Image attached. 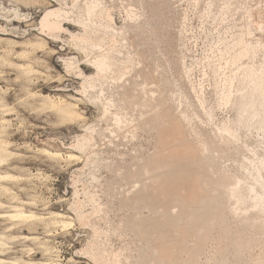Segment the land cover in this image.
I'll return each mask as SVG.
<instances>
[{"label": "rangeland", "instance_id": "obj_1", "mask_svg": "<svg viewBox=\"0 0 264 264\" xmlns=\"http://www.w3.org/2000/svg\"><path fill=\"white\" fill-rule=\"evenodd\" d=\"M90 1L0 0V144L9 150L1 154L0 174L15 178L0 181L11 191L0 192V202L6 207L13 195L23 198L20 183L28 186L26 197L44 219L35 227L39 243L51 249L56 264H264V215L231 211L227 190L235 180L245 191L256 184V163L264 161V129L254 117L260 106L254 81L264 76V0H97L100 8L88 15ZM58 9L68 13L66 31L49 35L41 20ZM101 56L110 65L102 74L95 63ZM47 96L58 107L69 103L75 114L57 112ZM249 99L255 109H248ZM263 171L257 177L262 182ZM51 213H62L67 229L54 224ZM38 258L44 259L41 252Z\"/></svg>", "mask_w": 264, "mask_h": 264}, {"label": "bare ground", "instance_id": "obj_2", "mask_svg": "<svg viewBox=\"0 0 264 264\" xmlns=\"http://www.w3.org/2000/svg\"><path fill=\"white\" fill-rule=\"evenodd\" d=\"M217 1V0H216ZM243 1H245V0H243ZM228 2V1H227ZM226 2V3H227ZM231 2H232V0H231ZM252 2V1H251ZM225 3V2H224ZM245 3V2H244ZM248 3V2H247ZM231 4V3H230ZM251 4V3H250ZM261 4V3H260ZM263 4V3H262ZM232 5V4H231ZM246 5V4H245ZM244 5V6H245ZM100 6V4L98 3V1L97 0H91L90 1V3L87 5V7H86V9H87V11L86 12H88L87 14L88 15H91L92 13L94 14V12H96L97 11V9L98 8H100L99 7ZM228 6V5H227ZM250 6V5H249ZM257 6H258V4H257ZM260 6V5H259ZM250 7H252V6H250ZM81 8V7H80ZM84 8H85V6H84ZM249 8V7H248ZM254 8V7H253ZM262 8V7H261ZM82 9V8H81ZM102 9V8H101ZM227 9H229V6H228V8ZM226 9V10H227ZM100 10V9H99ZM248 10V9H247ZM251 10V9H250ZM254 10H256V9H254ZM103 11V10H102ZM230 11V10H229ZM249 11V10H248ZM100 12V11H99ZM83 13H85V12H83ZM248 13V12H247ZM252 13V12H251ZM82 14V13H81ZM100 14V13H99ZM102 14V13H101ZM105 14V13H104ZM251 15V14H250ZM82 16H84V14L82 15ZM108 16V15H107ZM97 17V16H96ZM104 17H106V16H104ZM108 17H110V16H108ZM107 17V18H108ZM68 18V13L67 12H63L61 9H58V10H49V11H47L46 13H45V15H44V17H43V19L41 20V27H42V30L43 31H46V32H48L49 33V35H53V34H57V33H62L63 31H66L65 29H64V21L66 20ZM81 18V17H80ZM99 18V17H98ZM109 19V18H108ZM100 20V19H99ZM112 20V19H111ZM110 20V21H111ZM261 22H262V20H261ZM108 23V22H107ZM111 23V22H110ZM82 24V23H81ZM85 24V23H84ZM104 24V23H103ZM246 24V23H245ZM87 25V24H86ZM110 25V24H109ZM244 25V24H243ZM261 25V24H260ZM85 26V25H84ZM246 26V25H245ZM244 26V27H245ZM86 27V26H85ZM106 28V27H105ZM263 28V27H262ZM98 29H102V28H98ZM108 29H109V27H108ZM107 29V30H108ZM110 29H111V26H110ZM109 29V30H110ZM247 29V28H246ZM88 30V29H87ZM103 30V29H102ZM101 30V31H102ZM113 30V29H112ZM242 30V29H241ZM244 30V29H243ZM2 31V30H1ZM258 31V30H257ZM113 32V31H112ZM261 32V31H260ZM103 33V32H102ZM107 33H108V31H107ZM245 33H246V31H245ZM244 33V34H245ZM56 34L55 35H53V36H56ZM85 34V33H84ZM4 35H6V34H4ZM104 35V34H103ZM52 36V37H53ZM60 36V35H59ZM84 36V35H83ZM113 36V35H112ZM240 36H241V34H240ZM74 37V36H73ZM107 37V36H106ZM243 37V36H242ZM241 38V37H240ZM77 39V38H76ZM261 39V38H260ZM78 40H80V39H78ZM83 40V39H82ZM241 40H242V38H241ZM86 41H87V39H86ZM89 41V40H88ZM238 41H240V40H238ZM244 41V40H243ZM256 41H258V40H256ZM256 41H253V42H256ZM82 42V41H81ZM85 42V41H84ZM241 42V41H240ZM258 42H260V41H258ZM261 42H262V40H261ZM90 43H92V42H90ZM243 43V42H242ZM249 42H247V44H248ZM257 43V42H256ZM72 44V43H71ZM73 44H74V42H73ZM78 44V43H77ZM82 44V43H81ZM85 44V43H84ZM238 44V43H237ZM241 44V43H240ZM247 44H245V45H247ZM250 44V43H249ZM258 44H260V43H258ZM239 45V44H238ZM255 45V44H254ZM75 46V45H74ZM80 46V45H79ZM87 46V45H86ZM96 46H97V44H96ZM258 46V45H257ZM261 46V45H260ZM259 46V47H260ZM264 46V45H263ZM262 46V47H263ZM81 47V46H80ZM83 47H85V46H83ZM232 47V46H231ZM236 47H237V45H236ZM235 46H234V48H236ZM253 47V46H252ZM77 48V47H76ZM238 48H240V47H238ZM247 48V47H246ZM251 47L249 46V48L248 49H250ZM257 48V47H256ZM85 49V48H84ZM237 49V48H236ZM246 50L245 52H247V51H249V50ZM233 50V49H232ZM244 50H245V48H244ZM243 50V51H244ZM251 50V49H250ZM79 51V50H78ZM90 51V50H89ZM91 51H94V50H91ZM240 51V50H239ZM251 52V51H250ZM254 52V51H253ZM10 53V52H9ZM93 53H95V52H93ZM110 53V52H109ZM113 53V52H112ZM230 53V52H229ZM233 53V52H232ZM236 54V53H235ZM240 54V53H239ZM250 54V53H249ZM252 54V53H251ZM250 54V55H251ZM23 55V54H22ZM89 55H90V53H89ZM94 55V54H93ZM96 55V54H95ZM97 55H99V54H97ZM96 55V56H97ZM103 55V54H102ZM111 55V54H110ZM109 55V56H110ZM242 55H244V54H242ZM252 55H254V54H252ZM255 55H257V54H255ZM108 56V55H107ZM105 57V58H104ZM113 57V56H112ZM237 57V56H236ZM239 57V56H238ZM96 58V57H95ZM110 58V57H109ZM244 58V57H243ZM245 58H247V57H245ZM249 58V57H248ZM251 58V57H250ZM234 59V58H233ZM241 59V58H240ZM239 59V60H240ZM262 59H264V58H262ZM72 60V59H71ZM75 60V59H74ZM108 59H107V57L106 56H103V58H102V56H101V58H99V59H97V60H95V63H96V65H97V70L99 71V73H101L102 74V72L104 71V70H106V68H108V69H110L109 67H110V65H109V63H108V61H107ZM114 60V59H113ZM232 60V59H231ZM236 60V59H235ZM67 62H69L70 60H66ZM111 61V60H110ZM64 62H65V60H64ZM116 62V61H115ZM228 62V61H227ZM240 62V61H239ZM238 63V62H237ZM240 64V63H239ZM253 64V63H252ZM242 65V64H241ZM249 65V64H248ZM259 65V64H258ZM71 66V65H70ZM72 66H74V65H72ZM263 66V65H262ZM95 67V66H94ZM126 67V66H125ZM246 67V66H245ZM249 67V66H248ZM252 67V66H251ZM250 67V68H251ZM255 67H257V66H255ZM70 68V67H69ZM74 68V67H73ZM112 68V67H111ZM241 68H242V66H241ZM240 68V69H241ZM243 68H244V66H243ZM250 68H248L249 69V71H250ZM253 68V67H252ZM264 68V67H263ZM246 69V68H245ZM256 69H258V68H256ZM123 70H125V69H123ZM127 70V69H126ZM243 70V69H242ZM254 70V69H253ZM261 70V69H260ZM244 71H246V70H244ZM248 71V70H247ZM258 71H259V69H258ZM250 72H252V70L250 71ZM255 72V71H254ZM260 72V71H259ZM258 72V73H259ZM263 72H264V70H263ZM263 72H262V74H263ZM245 73V72H244ZM257 72H255V74H256ZM78 74V73H77ZM100 74V75H101ZM250 74V73H249ZM253 74V73H252ZM261 74V75H262ZM116 75V74H115ZM122 75V74H121ZM247 75V74H246ZM264 75V74H263ZM149 77H150V75H148ZM251 76V75H250ZM257 76L259 77V75L257 74ZM84 77V76H83ZM246 77V76H245ZM262 77H264V76H262ZM260 78V81H264V80H261V79H263V78ZM87 78V77H86ZM116 78V77H115ZM114 78V79H115ZM247 78V77H246ZM250 78V77H249ZM88 79H90V77H88ZM149 79V78H148ZM244 79V78H243ZM253 79V78H252ZM251 79V80H252ZM255 79H257L256 77H255ZM259 79V78H258ZM86 81V80H85ZM150 81V80H149ZM148 81V82H149ZM253 81L254 80H252V83H253ZM257 82H255L254 81V85H256V83H258V85H256L257 86V88H254L255 90H254V92L256 91V89L260 92H258V91H256V93L254 94V95H256L257 94V92H258V95L260 96L259 98H260V101L259 100H257L259 103H260V106H258L259 108H261V110H259V108H258V110L257 111H253L254 112V117H255V119L256 118H258L259 119V121L258 122H260L261 124H258V126L260 125V127H262V129L261 130H263L264 129V83L263 82H261V83H259L260 81L259 80H256ZM146 83V82H145ZM144 83V85L146 86V84ZM150 83V82H149ZM241 83H242V81H241ZM149 85V84H148ZM152 85H153V83H152ZM152 85H150V86H152ZM247 85V84H246ZM231 86V85H230ZM252 86V85H251ZM255 86V87H256ZM245 87V86H244ZM252 87H254V86H252ZM144 88V87H143ZM243 88V87H242ZM249 88V87H248ZM135 89V88H134ZM140 89V88H139ZM240 89V88H239ZM246 89V88H245ZM131 90V89H130ZM153 90H154V88H153ZM227 90V89H226ZM226 90H225V92H226ZM248 90V89H247ZM134 91V90H133ZM141 91V90H140ZM150 91H152V90H150ZM249 91H250V89H249ZM130 92V91H129ZM132 92V91H131ZM154 92V91H153ZM156 92V91H155ZM230 92V90L228 89V93ZM238 92V91H237ZM240 92V91H239ZM253 92V93H254ZM82 93V92H81ZM147 93V92H146ZM149 93V92H148ZM231 93V92H230ZM243 93V92H242ZM245 94H246V92H244ZM243 93V94H244ZM248 93V92H247ZM252 93V92H251ZM83 94V93H82ZM126 94V93H125ZM138 94V93H137ZM137 94H135V95H137ZM140 94V93H139ZM138 94V95H139ZM160 94V93H159ZM232 94V93H231ZM241 94V93H240ZM250 94V93H249ZM84 95V94H83ZM127 95H129V94H127ZM131 95H133L132 93H131ZM138 95H137V97H138ZM149 95V94H148ZM226 95V94H225ZM225 95H224V97H225ZM130 96V95H129ZM129 96H128V98H129ZM140 96V95H139ZM152 96H153V94H152ZM162 96V95H161ZM248 96V95H247ZM246 96V97H247ZM249 96H253V95H249ZM132 97V96H131ZM154 97V96H153ZM167 97V96H166ZM240 97V96H239ZM245 97V96H244ZM254 97V96H253ZM253 97L251 98V99H253ZM257 97V96H256ZM135 98V97H134ZM141 98V97H140ZM146 98V97H145ZM157 98V97H156ZM161 98V97H160ZM160 98L158 99L159 101H160ZM229 98H231L230 96H228V99ZM242 98V97H241ZM248 98V97H247ZM130 99V98H129ZM133 99V98H132ZM151 99V98H150ZM242 99H244V98H242ZM246 99V98H245ZM251 99H249V101H247L248 103H251L254 99H256L255 97H254V99L252 100V101H250ZM258 99V98H257ZM142 100V99H141ZM140 100V101H141ZM158 100H156L155 99V101H157L158 102ZM226 100H227V98H226ZM225 100V101H226ZM44 101H46L47 103H50V107L51 108H56V110H57V112H59V113H61V114H64L65 116H70V117H72L74 114H75V111L72 109V106L71 105H69V103L68 104H66V105H61L60 107H58L53 101H51V98H49L48 96L47 97H45L44 98ZM74 101V100H73ZM139 101V100H138ZM153 101V100H152ZM162 101V100H161ZM256 101V100H255ZM60 102H61V100H60ZM112 102V101H111ZM130 102V101H129ZM128 102V103H129ZM133 102V101H132ZM142 102V101H141ZM156 102V103H157ZM228 102V101H227ZM242 102V104H243V100L241 101ZM254 102V101H253ZM136 103V102H135ZM137 103H139V102H137ZM147 103V102H146ZM259 103H256V105L257 104H259ZM109 104V103H108ZM142 104H144V103H142ZM150 104H152V103H150ZM158 104V103H157ZM237 104V103H236ZM239 104V103H238ZM104 105V104H103ZM106 105V104H105ZM110 105V104H109ZM133 105V104H132ZM141 105V104H140ZM145 105V104H144ZM165 105V104H164ZM163 105V106H164ZM167 105H169V104H167ZM246 105V104H245ZM244 105V106H245ZM143 106V105H142ZM155 106V105H154ZM162 106V107H163ZM166 106V105H165ZM174 106V105H173ZM237 107H238V105H236ZM241 106V105H240ZM247 106H249V105H247ZM246 106V110L248 111V109H252V106H253V109H255L254 108V104L253 103H251L250 104V106H249V108ZM109 107V106H108ZM135 107V106H134ZM139 107V106H138ZM147 107V106H146ZM152 107V106H151ZM169 107V106H168ZM236 107V108H237ZM243 107V106H242ZM1 108H2V106L0 105V110H1ZM143 108V107H142ZM245 108V107H244ZM248 108V109H247ZM257 108V107H256ZM105 109V108H104ZM103 109V110H104ZM106 110V109H105ZM153 109H151V111H152ZM154 110H155V107H154ZM171 110V109H170ZM238 110V109H237ZM245 110V111H246ZM175 111V110H174ZM105 112V111H104ZM107 112V111H106ZM148 112V111H147ZM169 112V111H168ZM240 112V111H239ZM248 112H250V111H248ZM253 112H251V114H253ZM143 113V112H142ZM145 113H146V111H145ZM154 113V112H153ZM158 113V112H157ZM171 113V112H170ZM242 113V112H241ZM241 113H239V114H241ZM247 113V112H246ZM108 114V113H107ZM144 114V113H143ZM168 114V113H167ZM167 114H166V116H167ZM175 114V113H174ZM248 114V113H247ZM154 115V114H153ZM178 115H180V114H178ZM243 115H246V114H243ZM115 116V115H114ZM151 116V115H150ZM149 116V117H150ZM158 116V115H157ZM163 116V115H162ZM161 116V117H162ZM175 116V115H174ZM240 116V115H239ZM249 116V115H248ZM148 117V116H147ZM148 117V118H149ZM153 117V116H152ZM160 117V116H159ZM165 117V116H164ZM173 116H171V118H172ZM182 117V116H181ZM251 117H252V115H251ZM184 118V117H183ZM238 118V117H237ZM241 118V117H240ZM246 118H247V116H246ZM151 119V118H150ZM167 119V118H166ZM179 119H180V117H179ZM244 119V118H243ZM115 120H116V118H115ZM118 120V119H117ZM122 120V119H121ZM165 120V119H164ZM253 120V119H252ZM169 121V120H168ZM168 121H167V123H168ZM237 121V120H236ZM241 121V120H240ZM248 121V120H247ZM247 121H245V122H247ZM257 121V120H256ZM118 122V121H117ZM164 122V121H163ZM163 122H162V124H163ZM173 122V121H172ZM180 122V121H179ZM185 122V121H184ZM249 122H250V120H249ZM158 123V122H157ZM181 123V122H180ZM186 123V122H185ZM236 123H238V122H236ZM244 123V122H243ZM257 123V122H256ZM118 124V123H117ZM187 124V123H186ZM239 124V123H238ZM244 124H246V123H244ZM249 124V123H248ZM251 124V123H250ZM249 124V125H250ZM166 125H169V124H166ZM156 126V125H155ZM254 126V125H253ZM252 126V127H253ZM257 126V125H256ZM146 127V126H145ZM162 127V126H161ZM164 127V126H163ZM167 127V126H166ZM260 127H258V128H260ZM156 128V127H155ZM184 128H185V126H184ZM186 128H188V127H186ZM223 128V127H222ZM229 128V127H228ZM255 128V127H254ZM151 129H152V127H151ZM179 129V128H178ZM177 129V130H178ZM231 129H229V131H230ZM167 131V130H166ZM188 131V130H187ZM221 131V130H220ZM223 131V130H222ZM232 131V130H231ZM178 132V131H177ZM224 132V131H223ZM226 132H228L227 131V129H226V131H225V133ZM233 132V131H232ZM235 132V131H234ZM264 132V131H263ZM158 133V132H157ZM218 133H220L221 134V132H218ZM237 133V132H236ZM188 134V133H187ZM227 134V133H226ZM225 134V135H226ZM232 134V133H231ZM231 134H229V132H228V136L230 137V135ZM178 135H180V134H178ZM182 135V134H181ZM223 135H224V133H223ZM176 136V135H175ZM216 136V135H215ZM218 136V135H217ZM232 136H234V138L236 137V135H235V133H234V135H232ZM85 137V136H84ZM164 137V136H163ZM183 137H184V135H183ZM227 137V136H226ZM215 138V137H214ZM214 138H212V139H214ZM221 138V137H220ZM219 138V139H220ZM84 139V138H83ZM172 139V138H171ZM222 139V138H221ZM228 139V138H227ZM226 139V140H227ZM231 139V138H230ZM237 139V138H236ZM162 140V139H161ZM177 140V139H176ZM176 140H174V143L176 142ZM191 140V139H190ZM211 140V139H210ZM217 140V139H216ZM224 140V139H223ZM78 141V140H77ZM92 141V140H91ZM208 141V140H207ZM233 141H234V139H233ZM236 141V140H235ZM239 141V140H238ZM80 143H82L81 141H79ZM226 142V141H225ZM240 142V141H239ZM186 143V142H185ZM192 143H193V141H192ZM202 143V142H201ZM206 143V142H205ZM209 143V142H208ZM207 143V144H208ZM230 143V142H229ZM232 143V142H231ZM238 143V142H237ZM82 144H85L84 142L82 143ZM171 144V143H170ZM195 144V143H194ZM213 144V143H212ZM222 144V143H221ZM220 144V145H221ZM228 144V143H227ZM239 144V143H238ZM78 145H79V143H78ZM89 145V144H88ZM197 145V144H196ZM230 145V144H229ZM228 145V146H229ZM232 145V144H231ZM240 145V144H239ZM82 146V145H81ZM86 146V145H85ZM194 146V145H193ZM215 146V145H214ZM213 146V147H214ZM224 146V145H223ZM76 147H77V145H76ZM198 147V146H197ZM196 147V148H197ZM201 147H202V145H201ZM232 147V146H231ZM243 147V146H242ZM78 148V147H77ZM83 148V147H82ZM166 148V147H165ZM205 148V147H204ZM207 148V147H206ZM217 148V147H216ZM236 148V147H235ZM235 148H234V150H235ZM83 149H85V147L83 148ZM162 149V148H161ZM208 149H210V148H208ZM212 149V148H211ZM210 149V150H211ZM230 149V148H229ZM244 149V148H243ZM242 149V150H243ZM7 146L6 145H1L0 144V164H2V162L5 160V158L1 155L2 153H6L7 152ZM176 150V149H175ZM182 150V149H181ZM188 150V149H187ZM198 150V149H197ZM206 150V149H205ZM219 150H221V149H219ZM225 150V149H224ZM233 150V149H232ZM9 151V150H8ZM84 151V150H83ZM184 151V150H183ZM207 151V150H206ZM206 151H205V154H206ZM212 151V150H211ZM238 151H239V149H238ZM249 151V150H248ZM251 151H252V149H251ZM254 151V150H253ZM82 152V151H81ZM158 152V151H157ZM170 152V151H169ZM172 152V151H171ZM178 152V151H177ZM181 152V151H180ZM193 152V151H192ZM218 152V151H217ZM227 152V151H226ZM229 152H230V150H229ZM232 152V151H231ZM230 152V153H231ZM234 152V151H233ZM45 153H49V151L48 152H46L45 151ZM247 153V152H246ZM172 154V153H171ZM189 154V153H188ZM210 154H212V153H210ZM237 154V153H236ZM235 154V155H236ZM245 154V153H244ZM253 154V153H252ZM8 155V154H7ZM52 155V154H51ZM50 155V156H51ZM58 154H53L52 156H57ZM153 155V154H152ZM157 155V154H156ZM176 155V154H175ZM200 155H201V153H200ZM208 155V154H207ZM214 155V154H213ZM223 155V154H222ZM229 155V154H228ZM234 154L232 155V156H230V157H234L235 156ZM239 155V154H238ZM254 155V154H253ZM138 156H140V155H138ZM159 156V155H158ZM199 156V155H198ZM210 156V155H209ZM215 157H216V155H214ZM243 156V155H242ZM7 157V156H6ZM12 157V156H11ZM60 157V156H59ZM70 157V156H69ZM69 157H68V159H69ZM73 158H76L75 156H72ZM72 157H71V159H72ZM178 157V156H177ZM192 157V156H191ZM223 157V156H222ZM228 157V156H227ZM239 157H241V156H239ZM246 157V156H245ZM248 157V156H247ZM253 157V156H252ZM150 158H152V157H149V159ZM198 158V157H197ZM203 158V157H202ZM229 158V157H228ZM244 158V157H243ZM242 158V159H243ZM262 157H260V159L258 160V161H260V160H262L261 159ZM9 159V158H8ZM142 159V158H141ZM144 159V158H143ZM154 159V158H153ZM152 159V160H153ZM164 159V158H163ZM207 159V158H206ZM213 159V158H212ZM218 159V158H217ZM221 159H223V158H221ZM225 159V158H224ZM233 159V158H232ZM250 159V158H249ZM252 159V158H251ZM253 159H255V158H253ZM252 159V160H253ZM264 159V158H263ZM76 160H77V158H76ZM139 160V159H138ZM193 160V159H192ZM198 160V159H197ZM210 160V159H209ZM257 160V159H256ZM255 160V163L257 162ZM183 161V160H182ZM202 161V160H201ZM211 161V160H210ZM217 161V160H216ZM245 161V160H244ZM150 162V161H149ZM152 162V161H151ZM154 162V161H153ZM212 162H213V160H212ZM219 162V161H218ZM264 162V161H263ZM263 162H259V163H256V165L258 164V166H259V169L257 168H255L256 170H255V172H257V174L258 175H256L257 177L260 175V174H262V173H260V171H261V169L263 170V168H264V163ZM6 163V162H5ZM187 163V162H186ZM222 163V162H221ZM242 163V162H241ZM240 163V164H241ZM251 163H254V162H251ZM143 164V163H142ZM165 164V163H164ZM200 164V163H199ZM203 164V163H202ZM202 164H200V165H202ZM211 164V163H210ZM216 164V163H215ZM250 164V163H249ZM260 164V165H259ZM171 165V164H170ZM204 165V164H203ZM244 165V164H243ZM246 165V164H245ZM244 165V166H245ZM252 165V164H251ZM255 165V164H254ZM146 166H147V168H148V165L146 164ZM154 166V165H153ZM164 166H166V165H164ZM173 166V165H172ZM206 166H208V165H206ZM205 166V167H206ZM211 166H212V164H211ZM221 166V165H220ZM257 166V167H258ZM12 167V166H11ZM133 167V166H132ZM167 167V166H166ZM169 167V166H168ZM179 167H180V165H179ZM201 167V166H200ZM215 167V166H214ZM217 167H219V166H217ZM262 167V168H261ZM19 168V167H18ZM135 168H136V166H135ZM196 168H197V166H196ZM196 168H195V170H196ZM208 167H206V169H207ZM210 168V167H209ZM253 168H254V166H253ZM10 169V168H9ZM146 169V168H145ZM149 169V168H148ZM164 169V168H163ZM132 170V169H131ZM142 170V169H141ZM156 170V169H155ZM192 170H193V167H192ZM191 170V171H192ZM247 170V169H246ZM162 171V170H161ZM209 171V170H208ZM211 171H212V169H211ZM210 171V172H211ZM117 172V171H116ZM120 172V171H119ZM123 172V171H122ZM121 172V173H122ZM133 172V171H132ZM141 172V171H140ZM165 172V171H164ZM195 172V171H194ZM204 172V171H203ZM215 172V171H214ZM219 172V171H218ZM224 172V171H223ZM251 172V171H250ZM264 172V171H263ZM124 173V172H123ZM138 173V172H137ZM143 173V172H142ZM154 173V172H153ZM183 173H185V172H183ZM206 173H207V171H206ZM205 173V174H206ZM209 173V172H208ZM228 173V172H227ZM226 173V174H227ZM254 173V172H253ZM253 173H250L251 174V176H253L252 174ZM128 174V173H127ZM126 174V175H127ZM135 174V173H134ZM191 174V173H190ZM214 174V173H213ZM224 174V173H223ZM248 174V173H247ZM132 175V174H131ZM144 175V174H143ZM155 175V174H154ZM162 175H165V174H162ZM208 175H210V174H208ZM235 175V174H234ZM233 175V176H234ZM243 175H245V174H243ZM249 175V174H248ZM124 176V175H123ZM135 176V175H134ZM133 176V177H134ZM250 176V175H249ZM132 177V178H133ZM152 177H153V175H152ZM197 177V176H196ZM212 177V176H211ZM210 177V178H211ZM222 177V176H221ZM230 177V176H229ZM238 177V176H237ZM256 177V184H254V185H250V187L249 186H247V187H249L246 191H245V189L243 190L242 189V187H241V182H236V180H235V182L234 183H232L233 182V180L231 179V186L229 187V188H227V190H228V192H229V197H230V199L231 200H233L234 202V205H233V209L234 210H231V211H234V213H237V215H239V214H247V213H250L251 211L253 212V211H256V212H259L260 214H262V215H264V181L262 182V181H259V177L257 178ZM12 178L13 179H15L14 178V176H12V175H9V174H7V175H2V174H0V181H2V180H5V179H7V180H12ZM20 178V177H19ZM130 178V177H129ZM136 178H138L137 176H136ZM155 178H157V177H155ZM167 178H168V176H167ZM198 178V177H197ZM209 178V180L211 181V179ZM249 178V177H248ZM251 178V177H250ZM255 178V177H254ZM22 179V178H21ZM26 179V178H25ZM149 179V178H148ZM153 179V178H152ZM185 179V178H184ZM194 179V178H193ZM208 179V178H207ZM227 179V178H226ZM260 179H261V177H260ZM6 180V181H7ZM17 180V179H16ZM16 180H13V182L14 181H16ZM20 180V179H19ZM24 180V179H23ZM23 180H20V182L21 181H23ZM128 180H130V179H128ZM137 180V179H136ZM144 179L142 178V181H143ZM157 180V179H156ZM204 181H206L205 179H203ZM213 180H215V179H213ZM217 180H220V178L219 179H217ZM230 180V179H229ZM238 180V179H237ZM249 180V179H248ZM248 180H245V178H244V181L246 182V181H248ZM255 180V179H254ZM254 180H253V183H255L254 182ZM264 180V179H263ZM126 181V180H125ZM135 181V180H134ZM138 181V180H137ZM221 181H223V180H221ZM225 181V180H224ZM240 181H243V180H241L240 179ZM252 181V180H251ZM251 181H249V183L251 182ZM127 182H129V181H127ZM136 182V181H135ZM152 182V181H151ZM185 182V181H184ZM197 182V181H196ZM199 183H200V181H198ZM215 182V181H214ZM219 182V181H218ZM217 182V183H218ZM244 182V183H245ZM23 183V182H22ZM22 183H20V190L22 191V192H24V197L23 198H17V196H15V195H13L12 196V202H10L9 203V205L8 206H4L1 202H0V207H5L6 208V210L5 211H3V212H1L0 213V219L1 220H3V221H0V264H56L55 263V260L52 258V251H51V249L46 245V244H44V243H39V237L37 236V233H36V231H35V227L37 226V225H39V221H43L42 219H39V216L37 215V213H35L34 211H33V206H34V202H33V200H31V199H29V198H27L26 196H28V195H30L28 192H29V188H28V186L25 184V186H24V184H22ZM137 183V182H136ZM142 183V182H141ZM147 183V182H146ZM166 183H168V182H166ZM192 183H193V181H192ZM203 183V182H202ZM207 183V182H206ZM228 183V182H227ZM28 184V183H27ZM144 184V183H143ZM149 184V183H148ZM212 184V183H211ZM221 184V183H220ZM224 184H226V183H224ZM142 185V184H141ZM141 185H139V186H141ZM169 185V184H168ZM193 185V184H192ZM195 185H196V183H195ZM202 185V184H201ZM208 185V184H207ZM246 185H248V184H246ZM204 186V185H203ZM209 186H211V185H209ZM157 187V186H156ZM159 187V186H158ZM168 187V186H167ZM201 187V186H200ZM212 187V186H211ZM211 187H209V189L211 188ZM226 187V186H225ZM246 187V188H247ZM148 188V187H147ZM162 188V187H161ZM171 188V187H170ZM215 188V187H214ZM244 188H245V185H244ZM194 189V188H193ZM203 189H204V187H203ZM217 189V188H216ZM219 189V188H218ZM218 189H217V191H218ZM148 190V189H147ZM162 190V189H161ZM174 190V189H173ZM213 190V189H212ZM10 190L8 189V188H6V187H0V192L2 193H7V192H9ZM151 191V190H150ZM154 191V190H153ZM159 191V190H158ZM178 191V190H177ZM181 191V190H180ZM182 191H185V190H183L182 189ZM193 191V190H192ZM225 191V190H224ZM11 192V191H10ZM126 192L128 193V191L126 190ZM133 192V191H132ZM139 192V191H138ZM162 192V191H161ZM173 192V191H172ZM211 192H213V191H211ZM219 192V191H218ZM228 192H225V193H227L228 194ZM126 193V194H127ZM145 193V192H144ZM143 193V194H144ZM175 193V192H174ZM200 193V192H199ZM130 194V193H129ZM133 194H135V191H134V193ZM163 194V193H162ZM168 194V193H167ZM132 195V194H131ZM150 195H152V194H150ZM149 195V196H150ZM169 195V194H168ZM211 195V194H210ZM217 195H219V194H217ZM226 195V194H225ZM127 196V195H126ZM145 196V195H144ZM155 196V195H154ZM166 196V195H165ZM216 196V195H215ZM222 196V195H221ZM128 197V196H127ZM205 197V196H204ZM211 197V196H210ZM226 197V196H225ZM132 198V197H131ZM141 198V197H140ZM145 198V197H144ZM146 198H147V195H146ZM150 198V197H149ZM152 198V197H151ZM150 198V200H152ZM159 198V197H158ZM162 198V197H161ZM164 198V197H163ZM168 198V197H167ZM189 198V197H188ZM220 198V197H219ZM174 199V198H173ZM179 199V198H178ZM206 199V198H205ZM208 199H209V196H208ZM212 199V198H211ZM138 200V199H137ZM149 200V201H150ZM164 200V199H163ZM187 200V199H186ZM213 200V199H212ZM222 200V199H221ZM228 200V199H227ZM130 201H132V200H130ZM139 202H140V200H138ZM148 201V200H147ZM169 201V200H168ZM196 201V200H195ZM206 201V200H205ZM215 201V200H214ZM137 202V201H136ZM143 202V201H142ZM163 202V201H162ZM173 202H175V201H173ZM191 202H192V200H191ZM200 202H201V200H200ZM209 202V201H208ZM221 202V201H220ZM223 202V201H222ZM226 202V201H225ZM126 203V202H125ZM130 203V202H129ZM128 203V204H129ZM153 203H155V202H153ZM170 203V202H169ZM227 203V202H226ZM231 203V202H230ZM249 203V205H248V207L246 206L247 204ZM146 204V203H145ZM174 204V203H173ZM205 204V203H204ZM207 204V203H206ZM205 204V205H206ZM222 204V203H221ZM225 204V203H224ZM126 205V204H125ZM130 205V204H129ZM128 205V206H129ZM132 206H133V204H131ZM137 205V204H136ZM140 205H141V203H140ZM140 205H138L139 207H143V205L142 206H140ZM149 205H150V207H151V204L149 203ZM202 205V204H201ZM148 206V205H147ZM153 206V205H152ZM159 206H161V204L159 205ZM165 206V205H164ZM215 206V205H214ZM230 206H232V204L230 205ZM229 206V207H230ZM78 207V206H77ZM80 207V206H79ZM137 207V206H136ZM146 207V206H145ZM168 207V206H167ZM219 207V206H218ZM221 207H223V205L221 206ZM74 208V207H73ZM155 208V207H154ZM156 208H157V205H156ZM156 208H155V210H156ZM160 208V207H159ZM178 208V207H177ZM189 208V207H188ZM75 209H76V207H75ZM79 209V208H78ZM78 209H76V210H78ZM138 209V208H137ZM140 209V208H139ZM148 209H150V208H148ZM164 209V208H163ZM171 209V208H170ZM176 209V208H175ZM220 209V208H219ZM230 209V208H229ZM74 210V209H73ZM142 210V209H141ZM169 210V209H168ZM180 210V209H179ZM183 210V209H182ZM209 210V209H208ZM177 211V210H176ZM185 211H187V210H185ZM206 211V210H205ZM227 211H230V210H227ZM154 212V211H153ZM163 212H164V210H163ZM166 212V211H165ZM173 212H175V210L173 211ZM172 212V213H173ZM183 212V211H182ZM196 212V211H195ZM194 212V213H195ZM221 211H219V213H220ZM251 212V213H252ZM168 213L171 215V213L168 211ZM180 213V212H179ZM250 213V214H251ZM77 214V213H76ZM154 214V213H153ZM156 214V213H155ZM161 214V213H160ZM165 214V213H164ZM178 214V213H177ZM181 214V213H180ZM184 214V213H183ZM215 214V213H214ZM232 214V213H231ZM79 215H80V213H79ZM159 215V214H158ZM187 215V214H186ZM185 215V216H186ZM253 215V214H252ZM153 216H155V215H153ZM160 216V215H159ZM162 216V215H161ZM173 216H174V213H173ZM180 216V215H179ZM213 216V215H212ZM228 216H231V215H228ZM256 216V215H255ZM50 219H52L53 220V222H54V224H56V225H60V224H64L63 225V227H61V228H65V229H67V226L69 225V224H65V223H67V222H65V223H62L63 222V220H64V218H65V216L62 214V213H51L50 214ZM82 217V216H81ZM158 217V216H157ZM189 217H191V216H189ZM194 217V216H193ZM198 217V216H197ZM209 217V216H208ZM236 217V216H235ZM242 217V216H241ZM249 217V216H248ZM43 218V217H42ZM79 218V217H78ZM149 218H151V217H149ZM166 218H167V216H166ZM169 218V217H168ZM180 218V217H179ZM200 218H202V217H200ZM207 218V217H206ZM228 218V217H227ZM231 218V217H230ZM244 218H245V216H244ZM143 219V218H142ZM154 219H155V217H154ZM184 219V218H183ZM189 219V218H188ZM192 219V218H191ZM212 219H214V218H212ZM226 219V218H225ZM235 219V218H234ZM241 219V218H240ZM249 219V218H248ZM81 220V219H80ZM140 220H141V217H140ZM145 220V219H144ZM152 220V219H151ZM175 220H176V218H175ZM180 220V219H179ZM182 220V219H181ZM199 220V219H198ZM202 220V219H201ZM222 220V219H221ZM242 220V219H241ZM245 220V219H244ZM257 220V219H256ZM259 220H260V218H259ZM145 221H147V220H145ZM169 221H170V219H169ZM191 221V220H190ZM189 221V222H190ZM217 221V220H216ZM224 221V220H223ZM227 221V220H226ZM262 221H264V219L262 220ZM52 222V221H51ZM83 222V221H82ZM150 222V221H149ZM160 222H161V220H160ZM173 222V221H172ZM192 222V221H191ZM203 222V221H202ZM213 222V221H212ZM235 222H236V220H235ZM248 222V221H247ZM250 222V221H249ZM140 223V222H139ZM168 222L166 221V224H167ZM176 223V222H175ZM178 223H180V222H178ZM185 223V222H184ZM195 222H193V224H194ZM196 223H197V221H196ZM216 223V222H215ZM219 223V222H218ZM260 223H261V221H260ZM46 224V223H45ZM47 224H48V222H47ZM50 224V223H49ZM53 224V225H54ZM152 224V223H151ZM173 224V223H172ZM226 224V223H225ZM238 224V223H237ZM249 224V223H248ZM52 225V226H53ZM156 225V224H155ZM169 225V224H168ZM180 225V224H179ZM184 225V224H183ZM198 225V224H197ZM208 225V224H207ZM210 225V224H209ZM214 225V224H213ZM222 225V224H221ZM245 225V224H244ZM250 226H251V224H249ZM262 225V224H261ZM50 226V225H49ZM141 226V225H140ZM146 226H147V224H146ZM164 226H165V224H164ZM185 226V225H184ZM193 226V225H192ZM257 226H258V224H257ZM260 226V225H259ZM150 227V226H149ZM178 227V226H177ZM186 227V226H185ZM199 227V226H198ZM203 227V226H202ZM216 227H218L217 225H216ZM221 228H220V230L222 229V226H220ZM253 227V226H252ZM261 227V226H260ZM264 227V226H263ZM262 227V228H263ZM135 228V227H134ZM138 228V227H137ZM140 228V227H139ZM145 228H148V227H145ZM151 228V227H150ZM157 228H159V227H157ZM207 228H208V226H207ZM209 228H212V227H209ZM208 228V229H209ZM241 228V227H240ZM245 228H246V226H245ZM250 228V227H249ZM142 229V228H141ZM144 229V228H143ZM155 229V228H154ZM153 229V230H154ZM160 229V228H159ZM162 229V228H161ZM174 229V228H173ZM187 229V228H186ZM195 229H196V227H195ZM201 229V228H200ZM205 229V228H204ZM203 228H202V230H204ZM213 229H215V227L213 228ZM228 229V228H227ZM261 229V228H260ZM259 229V230H260ZM135 230V229H134ZM146 230V229H145ZM158 230V229H157ZM182 230V229H181ZM210 230V229H209ZM216 230V229H215ZM244 230V229H243ZM242 230V231H243ZM38 231V230H37ZM142 231H144V230H142ZM142 231H140V232H142ZM156 231V230H155ZM159 231V230H158ZM164 231V230H163ZM178 231V230H177ZM176 231V232H177ZM187 231V230H186ZM185 231V232H186ZM197 231H198V229H197ZM201 231V230H200ZM204 231H206V229L204 230ZM204 231H202V232H204ZM211 231V230H210ZM214 231V230H213ZM251 231V230H250ZM257 231V230H256ZM145 232V231H144ZM147 232H149V229H148V231ZM151 232V231H150ZM166 232V231H165ZM171 232V231H170ZM169 232V233H170ZM175 232V233H176ZM185 232H184V234H185ZM189 232V231H188ZM212 232V231H211ZM223 232H224V230H223ZM223 232H222V235H223ZM230 232V231H229ZM238 232V231H237ZM237 232H234V233H237ZM254 232V231H253ZM138 233V232H137ZM136 233V234H137ZM152 233V232H151ZM160 233V232H159ZM173 233V232H172ZM172 233H170V234H172ZM179 233V232H178ZM182 233V232H181ZM190 233H192V232H190ZM194 233V232H193ZM192 233V234H193ZM208 233V232H207ZM227 233V232H226ZM233 233V234H234ZM239 233V232H238ZM262 233V232H261ZM98 234V233H97ZM139 234V233H138ZM144 234H146V233H144ZM155 234V233H154ZM197 234H199V236L201 235L199 232H197ZM204 234V233H203ZM202 234V235H203ZM241 234V233H240ZM243 234V233H242ZM241 234V235H242ZM255 234V233H254ZM253 234V235H254ZM151 235V234H150ZM157 235V234H156ZM162 235V234H161ZM164 235V234H163ZM167 235V234H166ZM177 235V234H176ZM183 235V234H182ZM194 235V234H193ZM206 235H209V233L208 234H206ZM219 235V234H218ZM222 235H220V236H222ZM230 235V234H229ZM240 235V236H241ZM171 236V235H170ZM175 236V235H174ZM210 236V235H209ZM224 236H226V234L224 235ZM236 236V235H235ZM255 236V235H254ZM256 236H257V234H256ZM262 236V235H261ZM140 237V236H139ZM143 237V236H142ZM163 237V236H162ZM179 237V236H178ZM181 237H183V236H181ZM184 237H186L185 235H184ZM190 237V236H189ZM188 237V238H189ZM206 237H208V236H206ZM223 237V236H222ZM249 237V236H248ZM247 237V238H248ZM252 237V236H251ZM155 238H157V240H159L158 239V237H156L155 236ZM164 238V237H163ZM166 238V237H165ZM196 238V237H195ZM230 238V237H229ZM232 238V237H231ZM239 238V237H238ZM247 238L245 237V241L247 240ZM259 238V237H258ZM150 239V238H149ZM167 239V238H166ZM175 239V238H174ZM177 239V238H176ZM181 239V238H180ZM183 239V238H182ZM181 239V240H182ZM190 239H192V238H190ZM194 239V238H193ZM199 241L201 240L200 239V237L199 238H197ZM206 239H208V238H206ZM218 239H219V237H218ZM261 239V238H260ZM156 240V239H155ZM161 240H162V238H161ZM173 240V239H172ZM171 240V241H172ZM177 240H179V239H177ZM184 240V239H183ZM186 240V239H185ZM195 240V239H194ZM225 240V239H224ZM233 240V239H232ZM238 240V239H237ZM240 240V239H239ZM241 240H242V238H241ZM256 240V239H255ZM149 241V240H148ZM160 241V240H159ZM170 241V240H169ZM170 241V242H171ZM245 241H243V242H245ZM247 241H249V240H247ZM246 241V242H247ZM263 241V240H262ZM151 242V241H150ZM154 242V241H153ZM162 242V241H161ZM168 242V241H167ZM169 242V243H170ZM178 242V241H177ZM181 242V241H180ZM179 242V243H180ZM187 242V241H186ZM201 242H205L204 240L203 241H201ZM201 242H199V243H201ZM225 242V241H224ZM227 242V241H226ZM166 243V242H165ZM175 243V242H174ZM183 243V242H182ZM185 243V242H184ZM221 243V242H220ZM249 243V242H248ZM247 243V244H248ZM252 243V242H251ZM251 243H249V244H251ZM258 243V242H257ZM154 244V243H153ZM156 244V243H155ZM158 244H159V242H158ZM163 244V243H162ZM242 245H245V243L243 244V243H241ZM240 244V246H242ZM256 244V243H255ZM260 244V243H259ZM151 245H152V243H151ZM157 245V244H156ZM160 245H161V243H160ZM163 245H165V244H163ZM172 245V244H171ZM179 245V244H178ZM197 245V244H196ZM203 245V244H202ZM234 245V244H233ZM256 245H258V244H256ZM180 246H181V244H180ZM201 245L199 244V246L198 247H200ZM240 246H239V248H240ZM259 246V245H258ZM264 246V245H263ZM160 247V246H159ZM159 247L157 248V249H159ZM178 247V246H177ZM184 247H185V245H184ZM197 247V248H198ZM245 247H246V245H245ZM255 247V246H254ZM238 248V247H237ZM165 249V248H164ZM185 249H188V248H185ZM200 249H202L201 247H200ZM253 249V248H252ZM160 250H162V249H160ZM190 250H194L193 248H191V249H189V251ZM197 250H199V248L197 249ZM43 254V256H44V259L43 260H41V261H39V259L40 258H38L39 257V253L40 252ZM167 251H169V250H167ZM200 251V250H199ZM199 251H198V253H199ZM236 251H239V249L238 250H236ZM242 251V250H241ZM246 251V250H245ZM251 251V250H250ZM170 252V251H169ZM184 252H186V251H184ZM191 252V251H190ZM222 252V251H221ZM233 252H235V251H233ZM247 252V251H246ZM249 252V251H248ZM168 253V252H167ZM166 253V254H167ZM171 253V252H170ZM182 253H183V250H182ZM182 253H181V255H182ZM195 253H197V251L195 252ZM157 254V253H156ZM191 254V253H190ZM189 254V255H190ZM243 254H245V253H243ZM247 254H249V253H247ZM161 255V254H160ZM187 255V254H186ZM116 256V255H115ZM156 256V255H155ZM104 257V256H103ZM114 257V256H113ZM117 257V256H116ZM168 257H170V259L172 258L171 256H168ZM239 257V256H238ZM55 258V257H54ZM100 258V257H99ZM162 258V257H161ZM240 258V257H239ZM243 258V257H242ZM262 258V257H261ZM155 259V258H154ZM159 259V258H158ZM164 259V258H163ZM165 259H167V258H165ZM169 259V258H168ZM191 259V258H190ZM192 259H193V257H192ZM113 260V259H112ZM176 260V259H175ZM225 260V259H224ZM241 260H243V259H241ZM105 261V260H104ZM155 261V260H154ZM177 261V260H176ZM189 261V260H188ZM192 261V260H191ZM198 261V260H197ZM222 261V260H221ZM260 261V260H259ZM59 262V261H58ZM57 262V263H58ZM178 262V261H177ZM177 262L175 263V264H177ZM192 262H194V260L192 261ZM218 262V261H217ZM99 263H100V261H99ZM154 263V262H153ZM156 263H158V262H156ZM187 263V262H186ZM241 263V262H240ZM84 264H86V263H84ZM120 264V263H119ZM155 264V263H154ZM159 264V263H158ZM161 264H163V263H161ZM167 264V263H166ZM181 264V263H180ZM183 264V263H182ZM188 264V263H187Z\"/></svg>", "mask_w": 264, "mask_h": 264}]
</instances>
